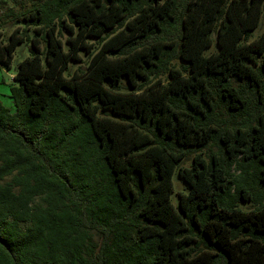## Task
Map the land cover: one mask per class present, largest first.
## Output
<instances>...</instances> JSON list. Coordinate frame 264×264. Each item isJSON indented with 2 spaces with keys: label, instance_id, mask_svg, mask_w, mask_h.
Instances as JSON below:
<instances>
[{
  "label": "trees",
  "instance_id": "1",
  "mask_svg": "<svg viewBox=\"0 0 264 264\" xmlns=\"http://www.w3.org/2000/svg\"><path fill=\"white\" fill-rule=\"evenodd\" d=\"M260 25L264 0H0V63L28 51L0 102V264H264Z\"/></svg>",
  "mask_w": 264,
  "mask_h": 264
},
{
  "label": "rangeland",
  "instance_id": "2",
  "mask_svg": "<svg viewBox=\"0 0 264 264\" xmlns=\"http://www.w3.org/2000/svg\"><path fill=\"white\" fill-rule=\"evenodd\" d=\"M24 1L27 2V0H24ZM262 31H264V26L260 25V27L253 33L252 37L257 36ZM66 36H67V33L63 31L62 39H64ZM92 41L95 43L96 46L98 45L96 39H92ZM27 55H28L27 46L21 45L16 48L9 68H7L5 65L0 63V102L1 104H3L4 106L10 109H12V101H11L12 99L11 97H9L10 95L9 88L14 84L12 76L15 73L17 62ZM82 57H83L82 62L71 63V69L77 67L80 64H82L83 67L85 68V65L88 61V57L86 55H83ZM122 83H123L122 84L123 90H126L125 82L122 81ZM215 149H216L215 146H211L206 150L204 149V152L208 153L209 151L215 150ZM191 160H192V155H189L180 162L179 166H188L191 163ZM234 173L236 174L235 171ZM172 183H173V191L170 194V200L173 203V205L177 208L178 195L180 192H186V187H185L184 181L182 180L180 176H178L177 172H174V174L172 175ZM239 206L241 208L249 207L247 203H241Z\"/></svg>",
  "mask_w": 264,
  "mask_h": 264
}]
</instances>
